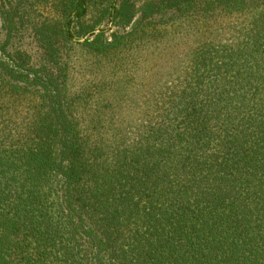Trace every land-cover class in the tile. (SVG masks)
Segmentation results:
<instances>
[{"label":"trees","instance_id":"1","mask_svg":"<svg viewBox=\"0 0 264 264\" xmlns=\"http://www.w3.org/2000/svg\"><path fill=\"white\" fill-rule=\"evenodd\" d=\"M19 1L0 264H264V0Z\"/></svg>","mask_w":264,"mask_h":264},{"label":"rangeland","instance_id":"2","mask_svg":"<svg viewBox=\"0 0 264 264\" xmlns=\"http://www.w3.org/2000/svg\"><path fill=\"white\" fill-rule=\"evenodd\" d=\"M29 2L35 3V7H37V9H38L36 11V15L48 16V17H53V18L55 16L58 17V12H57V8H56L57 0H33V1H29ZM29 2H26L25 5H27ZM19 3L21 4V2L19 0H0V46H2V44H4V42L8 36L9 28H11L10 21L8 19H6V17L9 16L10 14L11 15L14 14V12L17 10H22L21 7H17ZM120 4H121V0H118V2L114 5V8L115 9L119 8ZM249 18H251L250 15L236 16L230 20H227L228 25L225 28H234V27H232L233 25L243 26L244 24H249L251 22V20ZM31 19L33 21H36V16L32 17ZM114 19H115L114 17H111V22H106L102 25V28L106 29L107 36L110 39H114L116 34L119 32V29H118L119 27L113 25ZM137 22L138 21H136L135 24ZM135 24H133L132 27H130V28H133L135 26ZM73 26L79 27L76 24ZM177 26H179V25H177ZM77 27H75V28H77ZM25 28H32V27L27 25ZM168 28H175V27L170 26ZM183 28H189V26L184 25ZM82 38H86V37H79V36L75 37V39L80 41V42H83V40H81ZM26 45L30 46L31 49L33 48V44L30 45L29 41L26 43ZM82 58H83V56H82Z\"/></svg>","mask_w":264,"mask_h":264},{"label":"water","instance_id":"3","mask_svg":"<svg viewBox=\"0 0 264 264\" xmlns=\"http://www.w3.org/2000/svg\"><path fill=\"white\" fill-rule=\"evenodd\" d=\"M96 32H99V30H96ZM88 37H89V35L86 36V38H88ZM86 38H82L81 40L84 41Z\"/></svg>","mask_w":264,"mask_h":264}]
</instances>
